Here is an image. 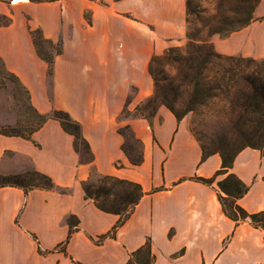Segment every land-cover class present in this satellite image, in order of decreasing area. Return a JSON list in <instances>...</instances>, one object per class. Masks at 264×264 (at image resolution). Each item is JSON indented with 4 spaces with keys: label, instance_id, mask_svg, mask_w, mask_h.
Returning <instances> with one entry per match:
<instances>
[{
    "label": "crops",
    "instance_id": "obj_1",
    "mask_svg": "<svg viewBox=\"0 0 264 264\" xmlns=\"http://www.w3.org/2000/svg\"><path fill=\"white\" fill-rule=\"evenodd\" d=\"M0 58L41 114L62 110L80 126L88 158L73 136L48 118L29 138L0 134V174L35 169L54 187H0V264H126L150 242L151 264H264V229L226 216L213 153L202 158L185 117L165 107L149 117H121L153 92L151 58L185 36L186 0H0ZM253 20L210 42L224 55L264 59V0ZM59 47L48 64L31 30ZM127 126L141 160L123 150ZM248 186L237 203L264 210V152L244 147L229 170ZM109 176L139 185L127 217L98 208L82 184ZM73 218L72 228L68 219ZM104 235V236H103ZM103 236V237H101ZM101 237V238H100ZM100 238V239H99Z\"/></svg>",
    "mask_w": 264,
    "mask_h": 264
},
{
    "label": "trees",
    "instance_id": "obj_2",
    "mask_svg": "<svg viewBox=\"0 0 264 264\" xmlns=\"http://www.w3.org/2000/svg\"><path fill=\"white\" fill-rule=\"evenodd\" d=\"M191 2L192 0H186V22ZM257 2L258 0H244L242 9H236L233 11V14H238L239 11H241L243 17L239 19V21L236 22V25L232 27L225 28V26H222V24H225V19H216L218 25L211 27L210 35L217 34L223 38L229 35L231 32L239 30L240 28L249 24L254 19L253 10ZM0 22L2 24H7L9 19L4 18ZM31 35L39 55H41V57L48 64H51L52 55L43 54L42 50L40 49L42 43L46 42L50 46L51 43L41 36L38 29L31 30ZM186 36L188 37V34H186ZM197 41L193 40L190 51L186 57H183L186 67H189L193 71L191 78L189 79L193 86V91L191 92V98L189 102L198 100L207 94V90L209 91V88L207 87L206 79H204L203 69H205L209 63L215 64L214 66L216 67V71L215 76L212 79L217 86L221 84L227 85V83L238 84L247 90L246 94H243V99L240 103V112L243 116L244 125L243 128L238 132L240 134L248 135L249 138H252L253 142L247 143L244 146L236 149H225L218 147L212 150H207L202 145H200L202 150V158H205L206 156L213 153H218L221 158V167L211 178L193 177V179L205 184H211L216 176L225 174L223 178L217 181L218 199L224 214L235 222L249 221L254 227L264 229V210L256 213H248L237 203V200L247 191L248 186L238 179L235 174L229 171L232 167L234 156L242 148L253 147L264 152V59L257 60L251 57L224 55L217 52L211 42L205 40H201L199 42ZM52 48H54L56 52L60 51L58 46ZM167 49L170 51L172 50V47H168L165 50ZM155 56L151 58V61ZM151 61L149 64V73L153 80L154 78L150 69ZM1 76H9L12 81L17 82L25 91L29 101L28 91L21 84L17 76L5 67L3 61L0 58V77ZM162 104H164L177 119L182 117L180 113L176 112L171 107L166 99H164ZM30 107L40 118L41 122L39 124H37L27 134L15 131H0V134L29 138L31 133L38 129L43 124V122H45L48 118H52L60 123L64 131L73 136V145L76 151H81L80 146H82L84 150L88 152V144L81 135L79 124L71 119L67 112L62 110H52L49 114H41L33 108L31 103ZM141 115L143 117L149 118L152 114ZM119 131L124 136V138L128 132L129 136L135 141V143L139 145V142L133 137L132 132L127 126L120 128ZM123 150L129 156V160L132 164H138L140 162L141 156L139 153L136 157L129 155L125 144H123ZM100 179L105 186H97L92 190L89 185L84 182L82 184V188L85 195L88 198H91L98 208L107 212L120 214L117 224L108 234L105 235L112 236L116 227L127 217V213H123L126 210L127 205L135 204L138 198L141 196L142 191L139 185L136 183L123 181L109 176H102ZM104 182H106V184ZM115 184L126 185L128 187L124 188L121 194H117L112 186H110ZM3 186H16L26 191L31 188L50 189L55 185L52 179L46 174L35 169H29L17 174H0V187ZM108 197L112 198V200L109 204H106L105 201L108 199ZM68 223L71 228L76 225V221L73 218H69ZM152 261L153 255L151 253L150 242L147 240L142 246L130 254L126 264H151Z\"/></svg>",
    "mask_w": 264,
    "mask_h": 264
},
{
    "label": "rangeland",
    "instance_id": "obj_3",
    "mask_svg": "<svg viewBox=\"0 0 264 264\" xmlns=\"http://www.w3.org/2000/svg\"><path fill=\"white\" fill-rule=\"evenodd\" d=\"M243 5L244 0H192L185 25L188 37L185 34L173 42L170 46L172 50H164L152 59V94L133 110L125 109L121 117L151 115L158 107L167 108L162 104L166 99L171 107L182 115L181 118H186L189 131L207 150L218 147L236 149L253 142L248 135L238 132L244 125L240 103L247 90L238 84L217 86L212 79L215 76V64L209 63L203 69L209 91L198 100L189 102L193 91L189 79L193 71L186 67L183 58L190 51L193 40H210L213 35H210L211 27L218 25L216 19H225V24H222L225 28L236 25L243 16L241 11L238 14H233V11L242 9ZM40 49L43 54L52 53V47L46 42L42 43ZM0 81V131L27 134L41 122L40 118L30 107L25 91L17 82L12 81L9 76H1ZM126 134V149L129 155L136 157L139 145L128 132ZM80 147L84 152L82 158H88L84 148ZM86 184L92 190L104 185L100 177L95 176ZM110 186L117 194H121L123 189L128 187L121 184ZM111 200L112 198L108 197L106 204Z\"/></svg>",
    "mask_w": 264,
    "mask_h": 264
}]
</instances>
